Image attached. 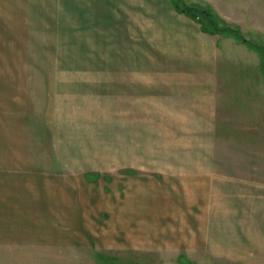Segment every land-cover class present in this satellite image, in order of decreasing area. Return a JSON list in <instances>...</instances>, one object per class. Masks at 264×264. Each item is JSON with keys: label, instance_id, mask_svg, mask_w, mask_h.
<instances>
[{"label": "rangeland", "instance_id": "rangeland-1", "mask_svg": "<svg viewBox=\"0 0 264 264\" xmlns=\"http://www.w3.org/2000/svg\"><path fill=\"white\" fill-rule=\"evenodd\" d=\"M45 2L48 14L50 0ZM65 5L64 0L62 13L66 15L58 17L59 23L49 13L45 18L52 23L29 25V64L44 65V73H33L32 78L44 75L49 98L54 91L56 121L60 120L64 129L60 136L71 149L70 165L94 174L92 185L79 179L76 183L77 191L92 192L94 212L101 210L97 205L101 201L110 204V214H117L119 199L135 191L140 192L136 197L140 202L156 193L155 207L162 213L170 204L189 203L186 193L189 187L191 197V185L181 182L184 177L176 173L179 169L174 172V161L181 158L183 147L200 137L193 135L195 125L207 121H199L204 114H199L203 105L197 101L202 96H186L188 90L171 87L169 80V89L165 85L163 36L176 35L175 27L182 19L190 23L182 15L203 33L220 39L216 103L207 105L213 118L209 121L213 123L209 154L214 168L230 177L229 190L252 193L255 204L221 237L218 247L205 242L197 245L196 239L187 242L184 238L190 232L180 230L181 217L176 213L174 231L164 228L171 216L166 221L162 217L159 224L156 215V229L147 231L142 224L140 230L136 227L138 233H131L110 216L106 224L113 232L103 239L106 244L100 247V231H94L90 240L102 260L96 264H264V243L262 249L255 247L250 236L264 227V208L257 205L262 202L264 206V199L258 197L264 194V0H74L73 5L71 0V9ZM185 8L214 14L219 32L211 33L208 22L203 25L206 30L201 29L202 23L184 13ZM130 66L137 70L141 93L133 99L126 95L123 104L118 84ZM124 158L139 162L134 177L129 174L132 169L122 172L119 164ZM119 176H123L121 191ZM57 186L51 190L57 191ZM67 187L60 183L59 192H67ZM146 203L141 209L149 213ZM154 214L146 218L153 219ZM204 215L207 225V217L212 216ZM6 234L0 232V239ZM133 234H139L137 240L145 245L140 250L132 246ZM81 235L77 236L84 239Z\"/></svg>", "mask_w": 264, "mask_h": 264}, {"label": "crops", "instance_id": "crops-1", "mask_svg": "<svg viewBox=\"0 0 264 264\" xmlns=\"http://www.w3.org/2000/svg\"><path fill=\"white\" fill-rule=\"evenodd\" d=\"M65 4L66 9H71V0H65ZM47 5L45 0H0V232L7 233L6 238L0 239V264L102 262L98 260L100 255L94 251V244L90 240L94 231H100V247L106 244L103 239L113 232L106 224L110 216L131 233H138L136 227L140 230L142 224L147 226V231L155 230L158 225L156 215H159V224L171 216L169 226L164 228L174 231L172 226L176 224L173 216L176 213L181 217L178 224L180 230L190 232L184 238L187 242L196 239L197 245L202 246L205 242L208 246L218 247L221 237L224 239L238 218L250 212L255 205L252 193L229 190L230 177L214 168L209 154L213 151L210 141L213 123L209 122L213 118L209 116L207 105L216 103L214 80L216 59L221 51L220 39L203 33L194 21L184 15L183 18L190 23L181 20L180 26L175 27L179 35H169L170 42L168 35L163 36L164 48H167L164 52L166 87L169 89V80L171 87L188 90L186 96H202L203 99L197 101L203 105L198 108V112L201 111L199 114H204L199 121H207L206 124L203 121L202 125H195L197 132L193 131V135L200 137L192 145L188 143L187 147H183L181 158L174 161V172L177 168L179 171L176 173L184 177L181 182L191 185L190 197L188 192L191 190L187 184L186 201L189 203H182V195L179 207L178 204H175L176 207L170 204L167 206L170 209L166 208L162 213L155 207L156 193L146 195L144 202H140L136 199L140 192L135 191L125 200L119 199L117 214H110V204L101 201L97 203L101 210L94 212L96 202L92 192H80L76 188L78 179L88 185L95 183L94 174L91 170L90 173L75 170L78 167L70 165L71 149L66 145L67 139L60 136V132L64 131L60 120L56 121L54 91L52 98H49L45 91L44 75L42 78H32L33 73H44V65L29 64V25L54 21L45 18ZM63 8L64 0H50L47 12L52 16L47 14L48 17L56 16L55 21L59 23L58 17L66 15L62 13ZM127 73L126 78L120 79L118 84V98H122L123 104L126 95L133 99L141 93L137 70L130 66ZM126 88H130L128 92ZM166 95L169 93L166 92ZM132 120L135 121L134 117ZM138 163L124 158L119 165L122 172L125 171L123 169H132L129 174L134 177ZM121 177L117 179L119 191V183H123ZM60 183L68 186L67 192H59ZM210 183L211 187L206 186ZM46 184L49 185L46 187ZM54 184L58 185L57 191L51 190ZM263 195L261 193L258 197L264 199ZM142 203L148 204V211L155 213L153 219L146 218L150 217L151 212L142 210ZM257 205L264 208L262 202ZM204 213L212 216L207 217V225L204 224L207 222ZM205 231L208 232V242L204 238ZM262 231L250 232L254 246L260 245L261 249L264 243ZM76 233L82 234L84 239ZM136 237L140 235L133 234V248L145 246Z\"/></svg>", "mask_w": 264, "mask_h": 264}, {"label": "trees", "instance_id": "trees-1", "mask_svg": "<svg viewBox=\"0 0 264 264\" xmlns=\"http://www.w3.org/2000/svg\"><path fill=\"white\" fill-rule=\"evenodd\" d=\"M183 10H185L183 12L186 13L193 20H195L198 23H202L201 29L206 30L203 27V25L204 23L208 22L210 26L213 28V30H211V33L214 34L216 32H219V29L216 27V23H218V18H216L214 14H210L205 10H197L193 8H189V9L185 8Z\"/></svg>", "mask_w": 264, "mask_h": 264}]
</instances>
